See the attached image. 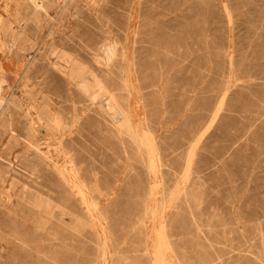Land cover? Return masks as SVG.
Masks as SVG:
<instances>
[{"label":"rangeland","instance_id":"1","mask_svg":"<svg viewBox=\"0 0 264 264\" xmlns=\"http://www.w3.org/2000/svg\"><path fill=\"white\" fill-rule=\"evenodd\" d=\"M0 108V264H264V0H0Z\"/></svg>","mask_w":264,"mask_h":264},{"label":"bare ground","instance_id":"2","mask_svg":"<svg viewBox=\"0 0 264 264\" xmlns=\"http://www.w3.org/2000/svg\"><path fill=\"white\" fill-rule=\"evenodd\" d=\"M109 1V0H108ZM81 2V1H80ZM21 3V2H20ZM24 3V2H23ZM25 5V4H24ZM78 6V5H77ZM98 6V5H97ZM106 6V5H105ZM77 9H79V8H77ZM35 11V10H34ZM79 11H80V9H79ZM104 12V11H103ZM112 12V11H111ZM45 13V12H44ZM88 15H90V14H88ZM108 15V14H107ZM77 17V16H76ZM67 19V18H66ZM74 19V18H73ZM87 20V19H86ZM71 21V20H70ZM91 21V20H90ZM94 21V20H93ZM91 24V23H90ZM14 26V25H13ZM30 26V25H29ZM33 27V26H32ZM47 27V26H46ZM106 27V26H105ZM32 29V28H31ZM34 29V28H33ZM50 29V28H49ZM33 31V30H32ZM61 32V31H60ZM111 32V31H110ZM33 34V33H32ZM50 34V33H49ZM37 35V34H36ZM42 35V34H41ZM40 38V37H39ZM118 38V37H117ZM73 41V40H72ZM106 42V41H105ZM73 43V42H72ZM96 43V42H95ZM79 45V44H78ZM86 45V44H85ZM101 45V44H100ZM107 46V45H106ZM110 47V46H109ZM30 48V47H29ZM103 48V47H102ZM110 49V48H109ZM114 49V48H113ZM63 50V49H62ZM33 53V52H32ZM123 53V52H122ZM46 55V54H45ZM44 55V56H45ZM109 55V54H108ZM95 56V55H94ZM112 57V56H111ZM92 58V57H91ZM42 61V60H41ZM109 63V62H108ZM114 63V62H113ZM86 64V63H85ZM99 66V65H98ZM38 67V66H37ZM36 67V68H37ZM85 67V66H84ZM106 67V66H105ZM114 67V66H113ZM117 67V66H116ZM35 69V68H34ZM83 69V68H82ZM99 69V68H98ZM110 69V68H109ZM93 70V69H92ZM118 70V69H117ZM102 71V70H101ZM47 72V71H46ZM96 72V71H95ZM115 72V71H114ZM26 76V75H25ZM106 79V78H105ZM108 79V78H107ZM92 80V79H91ZM104 81V80H103ZM88 87V86H87ZM42 90V89H41ZM26 94V93H25ZM101 101V100H100ZM13 102V101H12ZM9 104V103H8ZM91 104V103H90ZM114 104H115V101H114V99L112 98V97H105V106H106V108H108V109H111V110H113V112L114 111H118L119 112V114H120V118L116 121V122H118L119 120H120V127H122V126H127V127H130V119H129V117L125 114V115H123L119 110H114ZM1 109V108H0ZM96 110H98V109H96ZM7 111V110H6ZM96 112V111H95ZM130 113V112H129ZM51 115V114H50ZM106 117V116H105ZM24 118V117H23ZM46 118V117H45ZM122 118V119H121ZM31 119V118H30ZM22 120V119H21ZM16 121V120H15ZM132 121V120H131ZM133 124V123H132ZM117 126V125H116ZM133 126H131V128H132ZM13 128V127H12ZM127 129V128H126ZM134 129V128H133ZM132 129V130H133ZM128 130V129H127ZM131 130V131H132ZM2 132V131H1ZM122 139V138H121ZM15 141V140H14ZM66 146V145H65ZM154 148V147H153ZM10 156V155H9ZM25 156V155H24ZM20 161V160H19ZM28 163V162H27ZM37 163V162H36ZM22 164V163H21ZM12 165V164H11ZM31 166V165H30ZM37 166V165H36ZM32 168V167H31ZM19 173V172H18ZM155 174V173H154ZM14 175V174H13ZM24 190V189H23ZM201 193V192H200ZM198 195V194H197ZM24 196V195H23ZM192 198V197H191ZM197 199V198H196ZM198 202V201H197ZM105 243V242H104ZM108 253V252H107Z\"/></svg>","mask_w":264,"mask_h":264},{"label":"built area","instance_id":"3","mask_svg":"<svg viewBox=\"0 0 264 264\" xmlns=\"http://www.w3.org/2000/svg\"><path fill=\"white\" fill-rule=\"evenodd\" d=\"M120 118V114L118 111H114L111 113V120L116 122Z\"/></svg>","mask_w":264,"mask_h":264}]
</instances>
